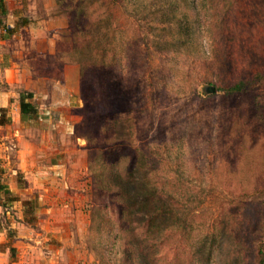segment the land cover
Instances as JSON below:
<instances>
[{
  "label": "rangeland",
  "instance_id": "rangeland-1",
  "mask_svg": "<svg viewBox=\"0 0 264 264\" xmlns=\"http://www.w3.org/2000/svg\"><path fill=\"white\" fill-rule=\"evenodd\" d=\"M3 1V24L13 34L0 29V55L10 56L13 43L40 73L59 78L55 87L37 81L31 91L35 117L22 122L24 137L30 134L42 149L41 164L74 157L87 191L81 247L63 261L257 264L256 249L264 252V0ZM97 16L106 30L101 60ZM98 61L115 70L119 108L130 106L138 115L121 114L114 127L97 130L104 104L97 99ZM236 82L244 87L234 94L211 90ZM0 118L2 125L9 119L6 112ZM5 130L0 185L9 193L0 191V264L19 261L22 244L41 251L29 264H43L59 244L41 240L37 211L24 204L32 198L19 193L28 184L16 169L17 137ZM112 133L132 136L166 193L160 230L145 234V253L130 244L129 232L97 192V145ZM45 134L52 143L47 148L41 147ZM52 178L57 184L61 177ZM157 239L160 245L151 247Z\"/></svg>",
  "mask_w": 264,
  "mask_h": 264
},
{
  "label": "crops",
  "instance_id": "crops-1",
  "mask_svg": "<svg viewBox=\"0 0 264 264\" xmlns=\"http://www.w3.org/2000/svg\"><path fill=\"white\" fill-rule=\"evenodd\" d=\"M11 35L9 34L7 37ZM0 44L4 45V42ZM8 47L10 56L6 58L0 55V115L6 112L9 119L6 124H0V129H6L4 134L7 137L11 135L17 137L19 149L16 150V169L23 174V178L28 184L27 187L19 189V193L23 196L27 194L32 198L30 202L25 200L24 204L25 206L30 205L33 212L37 211L35 215L41 224V240L46 241L53 238L59 244L54 247L53 252L48 251L47 255L42 257L43 264H72L68 259L63 261V255H66L67 258L78 255L77 251L81 247L80 242L84 235L82 228L88 217V211L85 210L87 206L83 202V195L87 191L81 183L78 161L74 157L66 161L65 164L58 161L57 166H52L54 169L57 168V171H54L51 165L39 163V157L44 156L40 153L42 149L34 143L35 140L30 134L26 138L24 137L25 129L28 126L25 124L23 127L21 124L30 122L31 119H21L18 94L13 90L15 87H23V91L31 93L33 89L35 90L37 81L46 83V86L55 87L59 78L40 73L39 69L34 68L31 60L26 62L19 56L21 53L17 46H13V43L11 47ZM23 51L25 50L23 49ZM49 139L48 134L43 135L41 147H50L52 143L46 142ZM53 175L61 177L57 184H54ZM25 224L27 223L25 222ZM28 231L29 229L23 232ZM26 246H29L28 250L25 248ZM40 252V249L36 250V246L33 244H22L19 246V261L12 264H29V258L40 254ZM0 256L4 262L5 254L0 253ZM3 264H7V261Z\"/></svg>",
  "mask_w": 264,
  "mask_h": 264
},
{
  "label": "trees",
  "instance_id": "trees-1",
  "mask_svg": "<svg viewBox=\"0 0 264 264\" xmlns=\"http://www.w3.org/2000/svg\"><path fill=\"white\" fill-rule=\"evenodd\" d=\"M5 14L4 1L0 0V29L9 35L13 30L3 24ZM102 20H104L103 17L97 16V31L101 30L100 37L97 39V53H99L100 60L105 55V50L100 47V42L106 32L102 27ZM99 34L97 33V36ZM108 59H113L112 55H109ZM97 63H100L97 65V71L101 70L100 75L97 74V99L102 97L104 103L102 112L97 113V130L105 125L114 127V124L121 119V114L135 119V114L138 115L137 110H133L129 106L128 110L124 109L123 111L119 108L118 102L114 100L116 91L120 89L121 85L115 80L113 75L115 70L112 65H106L100 61ZM243 87L242 82H236L228 87H211V90L234 94L241 91ZM31 97L32 94L29 92H18V108L21 119L35 117L34 106L28 101ZM0 124H2V118H0ZM131 137L129 135L124 138L123 135L116 133H112V139L106 135L103 137L102 142L97 145V177L94 174L93 177L95 181L97 179L98 194L106 198L109 206L117 215V221L132 237L129 241L130 244H137L138 247H141L140 251L144 246L145 253L147 251L145 234L160 230L166 193L161 187V177L157 176L156 172H152L154 170L146 167L147 160H144V156L132 144ZM1 190L5 194L9 193L2 185H0ZM253 212L256 216L258 215L255 207ZM262 225L264 227V224ZM160 243V239L153 240L151 244L154 246L151 247L156 248ZM9 251L12 253V248ZM255 254L257 264H264V252L256 249Z\"/></svg>",
  "mask_w": 264,
  "mask_h": 264
},
{
  "label": "water",
  "instance_id": "water-1",
  "mask_svg": "<svg viewBox=\"0 0 264 264\" xmlns=\"http://www.w3.org/2000/svg\"><path fill=\"white\" fill-rule=\"evenodd\" d=\"M211 91V90H210Z\"/></svg>",
  "mask_w": 264,
  "mask_h": 264
}]
</instances>
